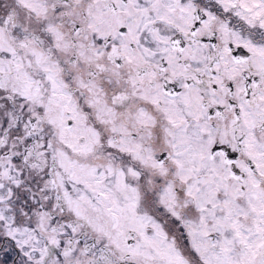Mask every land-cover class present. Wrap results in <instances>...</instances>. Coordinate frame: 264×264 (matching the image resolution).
Here are the masks:
<instances>
[{
	"label": "snow or ice",
	"instance_id": "snow-or-ice-1",
	"mask_svg": "<svg viewBox=\"0 0 264 264\" xmlns=\"http://www.w3.org/2000/svg\"><path fill=\"white\" fill-rule=\"evenodd\" d=\"M0 264H264V0H0Z\"/></svg>",
	"mask_w": 264,
	"mask_h": 264
}]
</instances>
